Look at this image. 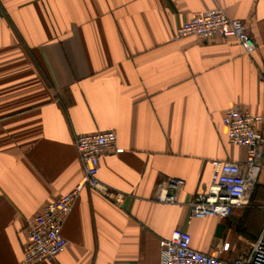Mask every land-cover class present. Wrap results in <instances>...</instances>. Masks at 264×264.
I'll use <instances>...</instances> for the list:
<instances>
[{
  "label": "crops",
  "instance_id": "1",
  "mask_svg": "<svg viewBox=\"0 0 264 264\" xmlns=\"http://www.w3.org/2000/svg\"><path fill=\"white\" fill-rule=\"evenodd\" d=\"M215 7L246 24L251 54L233 37L174 39ZM263 74L264 0H0V264H23L29 221L82 179L75 136L106 130L119 147L99 159L110 196L84 185L62 226L69 244L38 264H159L176 228L195 250L246 255L261 230L247 234L249 215L239 228L248 204L224 219L187 217L213 161L245 160L225 111L262 115L264 132ZM261 163L253 187L264 153ZM172 178L178 202L159 201Z\"/></svg>",
  "mask_w": 264,
  "mask_h": 264
},
{
  "label": "built area",
  "instance_id": "2",
  "mask_svg": "<svg viewBox=\"0 0 264 264\" xmlns=\"http://www.w3.org/2000/svg\"><path fill=\"white\" fill-rule=\"evenodd\" d=\"M187 36L202 40L214 36L233 37L245 53L251 54L255 49V41L248 34L246 24L239 19L229 18L217 7L196 11L179 25L174 39ZM262 81L264 83V74ZM222 123L229 143L246 149L245 160L242 163L213 161L208 185L189 202L187 221L207 216L224 219L235 209L246 206L257 173L262 167L264 132L258 129L263 123L262 115L230 107L225 111ZM74 145L83 167V177L71 191L46 203L29 221L26 241L22 247L23 264L54 260L65 250L69 243L62 234V226L84 185L110 196L108 188L98 179L99 159L104 153L119 150L116 132L106 130L79 134L74 138ZM181 184V180L173 178L160 183L157 188L158 200L177 203ZM114 199L119 202L123 196L116 194ZM190 243L191 237L187 231L174 229L168 238L161 240L159 264H264V224L258 236L250 242L248 253L231 260L195 250ZM227 247L228 243L224 249Z\"/></svg>",
  "mask_w": 264,
  "mask_h": 264
},
{
  "label": "rangeland",
  "instance_id": "3",
  "mask_svg": "<svg viewBox=\"0 0 264 264\" xmlns=\"http://www.w3.org/2000/svg\"><path fill=\"white\" fill-rule=\"evenodd\" d=\"M253 190V189H252ZM252 191L248 198V206L242 211L241 217L237 220L240 229H244L245 224V216L249 215L248 217L251 220V226L246 231L252 239H254V235L258 233V231L262 228L264 224V186L263 189L257 195V199L251 202ZM242 218V219H241ZM244 219V220H243ZM253 220V221H252ZM243 225V226H242ZM255 226L256 229L252 230Z\"/></svg>",
  "mask_w": 264,
  "mask_h": 264
},
{
  "label": "trees",
  "instance_id": "4",
  "mask_svg": "<svg viewBox=\"0 0 264 264\" xmlns=\"http://www.w3.org/2000/svg\"><path fill=\"white\" fill-rule=\"evenodd\" d=\"M263 189V187H253V190H252V194H251V202L255 201L257 199V195L259 194V192Z\"/></svg>",
  "mask_w": 264,
  "mask_h": 264
},
{
  "label": "water",
  "instance_id": "5",
  "mask_svg": "<svg viewBox=\"0 0 264 264\" xmlns=\"http://www.w3.org/2000/svg\"><path fill=\"white\" fill-rule=\"evenodd\" d=\"M220 228H221V225L219 226V228H218V229L220 230ZM219 230H218L217 234H219Z\"/></svg>",
  "mask_w": 264,
  "mask_h": 264
}]
</instances>
